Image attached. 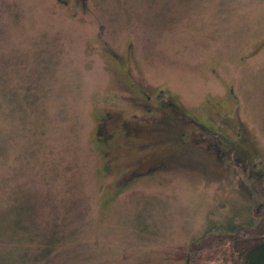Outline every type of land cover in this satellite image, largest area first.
Wrapping results in <instances>:
<instances>
[{
  "label": "rangeland",
  "instance_id": "obj_1",
  "mask_svg": "<svg viewBox=\"0 0 264 264\" xmlns=\"http://www.w3.org/2000/svg\"><path fill=\"white\" fill-rule=\"evenodd\" d=\"M263 184L264 0H0V264H233Z\"/></svg>",
  "mask_w": 264,
  "mask_h": 264
},
{
  "label": "trees",
  "instance_id": "obj_2",
  "mask_svg": "<svg viewBox=\"0 0 264 264\" xmlns=\"http://www.w3.org/2000/svg\"><path fill=\"white\" fill-rule=\"evenodd\" d=\"M260 192L264 198V184ZM253 217L255 219L253 223L238 226L231 233L209 235L199 244L194 243L191 247V255L192 253L195 255L192 260L204 249L219 242L230 246L233 264H264V201L255 206Z\"/></svg>",
  "mask_w": 264,
  "mask_h": 264
},
{
  "label": "flooded vegetation",
  "instance_id": "obj_3",
  "mask_svg": "<svg viewBox=\"0 0 264 264\" xmlns=\"http://www.w3.org/2000/svg\"><path fill=\"white\" fill-rule=\"evenodd\" d=\"M162 105V104H161ZM164 106H166V108L165 109H167L168 111H171L174 115H175V122H178V123H176L177 125L180 123V124H182V125H184L185 123H186V121H188V123H194V124H196L197 125V127L194 125V124H191L190 126H194L195 127V130H198V129H202V130H204V129H208L209 131H212V128L211 127H209V125L208 124H206L205 122H203L200 118H198L197 116H195V115H191V116H189L188 114H184V112L183 111H179L178 110V105L175 103V102H171L170 100H168V102L167 103H164ZM164 106H163V108H164ZM162 108V109H163ZM179 114H183L184 116H182V115H179ZM169 119H170V121H169ZM181 119H183L184 120V122L181 120ZM171 121H172V119L170 118V117H168V116H166L165 118H162L161 120H159V122H158V125H159V127H158V131H159V134H161L162 135V131H164V126H172L173 124L171 123ZM177 125H174V126H177ZM192 126V127H193ZM178 127V126H177ZM134 129H136L135 128V126L134 127H132V130H134ZM213 133L215 134V132L213 131ZM136 134V133H135ZM111 137H112V134L111 133H109V132H106V133H104V134H102V136H101V142H103V143H107V142H109L110 141V139H111ZM221 142H223V140H220ZM220 143V142H219ZM221 144V143H220ZM159 168V166H155V167H150L149 168V172L150 171H154V170H156V169H158Z\"/></svg>",
  "mask_w": 264,
  "mask_h": 264
}]
</instances>
